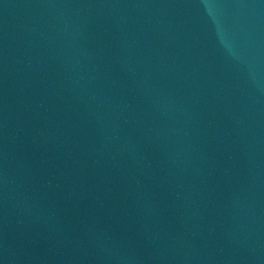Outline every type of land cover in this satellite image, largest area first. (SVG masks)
I'll return each instance as SVG.
<instances>
[{
	"label": "water",
	"instance_id": "95a60500",
	"mask_svg": "<svg viewBox=\"0 0 264 264\" xmlns=\"http://www.w3.org/2000/svg\"><path fill=\"white\" fill-rule=\"evenodd\" d=\"M0 264H264V0H0Z\"/></svg>",
	"mask_w": 264,
	"mask_h": 264
}]
</instances>
